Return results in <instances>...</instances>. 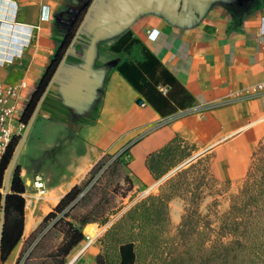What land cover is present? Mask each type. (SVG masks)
<instances>
[{
    "label": "crops",
    "instance_id": "obj_1",
    "mask_svg": "<svg viewBox=\"0 0 264 264\" xmlns=\"http://www.w3.org/2000/svg\"><path fill=\"white\" fill-rule=\"evenodd\" d=\"M82 10L21 137L23 241L107 156L123 157L133 195H157L148 158L174 139L235 184L264 138V0H0V83L27 84L24 108ZM169 207L176 228L183 207ZM111 225L85 226L93 241L67 264H97ZM22 242L0 264H18Z\"/></svg>",
    "mask_w": 264,
    "mask_h": 264
},
{
    "label": "trees",
    "instance_id": "obj_2",
    "mask_svg": "<svg viewBox=\"0 0 264 264\" xmlns=\"http://www.w3.org/2000/svg\"><path fill=\"white\" fill-rule=\"evenodd\" d=\"M83 14L84 10L77 15L26 105L21 118L24 124L29 125L32 121L74 40ZM20 139L19 136L13 138L0 161V189L5 187L6 174ZM194 152L193 146L176 138L161 151L152 154L147 165L154 179L159 181ZM107 157L90 171L82 184L74 186L61 199L24 241L18 264L24 257V264H66L71 252L84 241L85 226L94 223L105 225L110 222L112 215L117 214L114 207L107 212L105 205H87L90 197L92 200L96 197L99 180L106 174L105 171L92 184L96 174L104 167ZM206 159V178L214 180L210 171V158L207 156ZM201 160L199 158L197 163ZM116 162L126 169L123 157L116 158ZM194 167L195 164H192L179 171L166 181L159 194L147 196L119 216L100 239L102 255L97 258V264H145L148 261L160 264H264V142L261 140L255 148L249 171L238 192L231 198L228 211L219 218L218 224L212 221L209 214L203 215L198 208L188 205L177 227L175 238H171L169 204L175 198H181L180 189L188 184L187 176ZM124 181L129 185L123 195L126 197L132 191L133 185L128 175ZM117 189L119 186L111 194H116ZM25 192L21 167L16 165L7 195L0 191V217L3 208L5 213L0 246L1 261H5L23 241ZM101 200L104 201V198H100ZM53 231L59 232L61 240L55 249L43 252L45 241Z\"/></svg>",
    "mask_w": 264,
    "mask_h": 264
},
{
    "label": "rangeland",
    "instance_id": "obj_3",
    "mask_svg": "<svg viewBox=\"0 0 264 264\" xmlns=\"http://www.w3.org/2000/svg\"><path fill=\"white\" fill-rule=\"evenodd\" d=\"M262 142H264V138L262 139ZM192 158L194 159L192 160ZM198 160H199L198 155L193 153L191 157L187 158L184 162L180 163L176 168L171 170L167 175H165L161 179L164 180L163 185L161 187H164L166 181L174 177L179 171L183 169H187L192 164H195L194 169H192L187 176L188 184L183 185V187L180 189L179 195L181 196V198H175V199L180 201V203L182 204L183 207L182 215H184L185 213L186 206L189 205L194 209L198 208L200 213L203 215L209 214L212 221L217 225L221 215H223L228 211L230 200L238 192L242 182L231 184L228 182H220L216 179L214 180L208 179L206 178L207 176L206 157H202V160L199 161V163H197ZM104 163H105L104 167L98 172V174H96V178L92 182V184H94L100 178V176L103 175L105 171L106 174L105 176L102 177V179L99 180L97 192H95L96 197L95 198L93 197V200L90 197L87 200V205H94L96 203L105 205V208H107V212H109L111 208L114 207L117 214L112 215L110 217V221L113 220L114 222L119 218V216H121L123 213L129 210L133 205L143 200L147 196L151 195V193L149 195H146V197L145 196L140 197L142 194L139 196L137 194L133 195L131 191L130 193L127 194L126 197H124L123 195L125 194L129 186L124 181V178L127 175L126 169L121 163L116 162V158H114L113 156H108L107 159H105ZM16 165H18L17 161L14 167ZM61 165H63V163ZM61 165L56 167V171L62 172L63 168L61 167ZM58 177L59 176H56V178ZM117 186H119V189H117V193L111 194V192ZM102 197L104 198V201L101 200L103 202L100 201V198ZM137 198H139V200L135 202ZM49 227H51V225ZM177 227L172 228L171 226L169 232V236L171 238H175L177 234ZM60 240H61V235L59 234V232L53 231L51 233V236H49L45 241V248L43 252H47V251L49 252L55 249V246L58 245ZM176 243L179 244V241L176 240ZM33 245L30 247L32 248ZM23 247H24V241L22 242V249ZM31 248L29 249L31 250ZM24 261H25V257L21 260L20 264H24ZM66 264H67V260H66ZM145 264H160V263L157 262L151 263L150 261H148V263Z\"/></svg>",
    "mask_w": 264,
    "mask_h": 264
},
{
    "label": "built area",
    "instance_id": "obj_4",
    "mask_svg": "<svg viewBox=\"0 0 264 264\" xmlns=\"http://www.w3.org/2000/svg\"><path fill=\"white\" fill-rule=\"evenodd\" d=\"M1 27L2 22L0 21V28ZM26 87L27 84L25 82H20L15 85H4L0 83V161L13 138L16 136L22 137L23 132L28 126L21 120L24 113V107L21 104V92ZM160 90L163 93H166L168 88L162 87ZM36 186L41 187V184H36ZM0 191L4 194L5 187L4 189H0ZM144 196L146 197V194H142L140 197ZM138 200L139 198H137L135 202ZM112 223L113 220L108 222L107 225H111ZM92 241V237L87 234L85 237V244L76 260L84 254L87 248L91 245Z\"/></svg>",
    "mask_w": 264,
    "mask_h": 264
},
{
    "label": "water",
    "instance_id": "obj_5",
    "mask_svg": "<svg viewBox=\"0 0 264 264\" xmlns=\"http://www.w3.org/2000/svg\"><path fill=\"white\" fill-rule=\"evenodd\" d=\"M55 78V76L53 77V79ZM52 79V81H53ZM52 83V82H51ZM139 104H141L142 102L139 101L138 102ZM25 109V108H24ZM22 145H23V142H20L15 154H14V157L12 159V162L10 164V167L7 171V174H6V179H5V191H4V195L6 196L8 191H9V184H10V180H11V176H12V173H13V170H14V165L17 161V158H18V155L20 153V150L22 148ZM194 158H192L193 160ZM5 203H6V197H4V202H3V207H5ZM4 208H3V211H2V214H1V217H0V246H1V239H2V233H3V227H4Z\"/></svg>",
    "mask_w": 264,
    "mask_h": 264
}]
</instances>
